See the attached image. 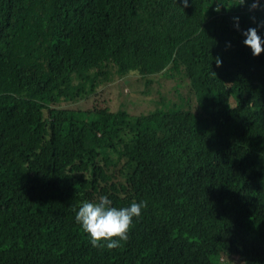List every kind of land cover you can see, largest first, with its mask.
<instances>
[{"label": "trees", "instance_id": "obj_1", "mask_svg": "<svg viewBox=\"0 0 264 264\" xmlns=\"http://www.w3.org/2000/svg\"><path fill=\"white\" fill-rule=\"evenodd\" d=\"M214 2L0 0V264H264V8ZM132 74L181 103L63 107ZM102 195L147 201L117 248L74 219Z\"/></svg>", "mask_w": 264, "mask_h": 264}, {"label": "clouds", "instance_id": "obj_2", "mask_svg": "<svg viewBox=\"0 0 264 264\" xmlns=\"http://www.w3.org/2000/svg\"><path fill=\"white\" fill-rule=\"evenodd\" d=\"M183 6H187L189 0H182ZM215 10L220 11L224 5L222 0H215ZM248 0H242L240 5L247 4ZM225 6V5H224ZM249 8H264L261 0H251ZM254 23L242 28L239 16H234L233 27L240 32L241 42L250 49L252 56H259L264 52V32L260 30L264 21H256L255 17H250ZM225 47H231V41L225 42ZM215 64L221 66L223 58L221 54L215 56ZM147 207L144 199L132 200L124 206H115L107 195H102L98 200H84L75 210V221L81 229L88 234L89 242L93 247L117 248L122 241L128 239L129 230L134 222V218L140 217L142 210Z\"/></svg>", "mask_w": 264, "mask_h": 264}, {"label": "rangeland", "instance_id": "obj_3", "mask_svg": "<svg viewBox=\"0 0 264 264\" xmlns=\"http://www.w3.org/2000/svg\"><path fill=\"white\" fill-rule=\"evenodd\" d=\"M178 93V90L165 81H156L153 89L148 91L140 77L132 74L122 79L115 77L102 84L91 98L81 102L66 103L63 107L82 111L105 108L112 112L125 110L130 116L136 117L154 111L158 103L161 106L180 104L181 96ZM222 260L225 264H244L236 259L223 257Z\"/></svg>", "mask_w": 264, "mask_h": 264}]
</instances>
